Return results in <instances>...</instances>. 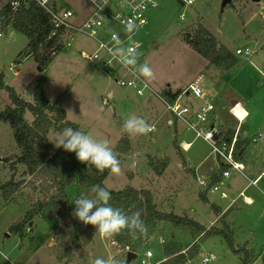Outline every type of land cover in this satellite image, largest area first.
<instances>
[{
    "label": "rangeland",
    "instance_id": "374dc122",
    "mask_svg": "<svg viewBox=\"0 0 264 264\" xmlns=\"http://www.w3.org/2000/svg\"><path fill=\"white\" fill-rule=\"evenodd\" d=\"M10 1L0 0V8ZM69 2L57 0L58 5L54 6L67 7ZM222 3L223 0H196L193 5L183 6L178 0H160V6L149 12L148 25L135 36L143 44L141 51L145 54L138 63L147 61L155 73L150 89L143 95L137 94L132 87L118 85L102 68L80 55L81 49L92 51L96 46V42L84 34L77 35L72 46H64L42 72L29 50L28 37L10 26L0 29V76L3 75L2 80L27 101L33 100L39 78L43 76V90L48 100L53 103L61 97L60 106L65 109L67 119L79 124L93 138L107 139L112 149L123 136L120 128L129 116L143 117L149 124L156 122L157 130L153 132L128 135L131 152L120 163L122 172L119 175L110 172L105 185L114 190L127 185L149 188L163 210L173 211L175 203L176 214L188 216L206 227L224 228L222 219L215 220L217 215L210 204L194 197L197 190L200 194L205 191L200 190L198 176L210 171L213 165L211 147L201 138H195L193 130L184 124L177 139L175 127L156 121L158 115L167 111L157 93L176 92L203 75L206 77L203 84L216 94L214 103L217 112H223V116L233 120L229 107L222 109L223 105L240 95L247 98L248 94L257 101L258 111L264 115V0H232L226 7ZM182 13L184 19L180 18ZM200 24L233 52L250 47L254 55L251 59L247 55H237L241 62L236 70L209 65L207 59L184 40L185 34L195 33ZM9 105H12L9 94L1 89L0 110ZM69 109L72 112H68ZM236 112L239 113L237 109ZM25 117L28 121L33 120L30 112ZM57 131L56 128L49 131L47 138L51 143ZM182 140L192 141L187 151L181 148ZM20 152L11 126L0 122V185L13 173L8 159ZM182 157L188 159L191 169L180 166ZM151 159L159 165L161 161L167 163L161 175L153 170ZM201 160H204L203 164L198 165ZM196 166L198 175L194 172ZM15 180L30 181L23 165H17ZM187 190L192 192L189 197L184 196ZM79 191V185L72 186L71 198L75 199ZM222 194L212 189L208 191L210 199L225 206L229 199H224ZM15 197V203H7L0 192V264H92L96 258L108 259L110 256L120 264L126 261V249L120 248L112 237L103 238L98 232L83 250L75 251L73 257L67 255L66 248L71 242L63 229L72 226V215L62 221L35 216L31 225L28 223L24 227L22 236L12 232L11 226L25 216L36 198H43L44 194L24 184ZM180 204L184 205L180 207ZM225 215L234 247L243 249L239 253L223 235L213 234L198 241L201 231L163 222L130 264H145L142 259L148 247L154 256L146 264H158L156 261L163 257L165 246L179 245L186 250L195 241L200 245L198 253L186 264H200L206 255L214 256L208 264H242L247 255L252 264H264V194L257 193L253 205L236 201Z\"/></svg>",
    "mask_w": 264,
    "mask_h": 264
},
{
    "label": "trees",
    "instance_id": "16d2710c",
    "mask_svg": "<svg viewBox=\"0 0 264 264\" xmlns=\"http://www.w3.org/2000/svg\"><path fill=\"white\" fill-rule=\"evenodd\" d=\"M11 1L0 8V29L4 30L10 26L24 33L29 40L30 52L35 56L42 72H44L53 58L64 47L63 41L59 35L49 37L52 30L51 16L37 1H22L17 8L12 6ZM184 40L205 57L211 66L214 65L231 71L237 69L241 62L237 54L221 43L204 25H198L193 34L187 32ZM2 77L3 75L0 76V90L5 89L8 92L12 105L0 110V122H5L11 126L21 152L19 155H15L13 159H8L13 173L8 181L0 185V192L7 203H15L16 193L24 184L33 189H39L44 194L43 198H36L25 216L11 226L12 232L22 236L24 227L28 223L31 225L35 216H40L48 221L64 220L72 215L75 209V200L81 195H91L89 193L90 187L93 184H100L110 191L112 207L121 208L127 214L140 210L142 219L148 226L147 233L137 239H132L127 231L113 236V241L122 249L128 247L129 251L139 253L144 248L145 243L153 237L158 225L168 222L176 226H190L193 230L201 231L198 241L205 236L219 234L226 238L236 253L243 250L234 247L233 236L226 223V215L220 217L224 223V228H218L216 225L206 227L188 216L163 210L155 201L153 192L149 188L127 185L121 189H109L104 182L110 173L109 170H105L104 173H96L93 168V174H87L88 165L81 163L74 152L56 148L47 138L52 128L62 130L71 127L84 131L79 124L67 119L65 109L60 106L61 97L51 103L44 94L43 82L41 81L35 88L33 100L27 101L20 97L13 87L7 85ZM176 92L178 94L179 91ZM162 95L168 99L171 97L165 91ZM27 112L33 115L32 121L26 119ZM221 134L232 138L234 131L229 129L226 132L221 131ZM246 145V142L238 140L236 158H239V153L243 151ZM113 151L117 154L120 163L123 162L131 152L129 136L123 135ZM150 164L158 175H161L167 167L165 161H161L159 165L154 159L150 160ZM17 165H23L26 168L30 181L15 180ZM220 179V174H213L211 183H216ZM76 184L79 185L80 191L75 199H72L69 191ZM214 210L217 214L220 213L215 207ZM72 217V226L63 229L65 237L69 238L71 242L70 246L66 248V253L70 257H73L75 251H81L88 246L96 233L94 226L85 225L73 215ZM198 241H195L186 250L179 245L165 246L164 252L167 254V258L159 264H186L196 257L200 247ZM252 262L248 255L242 260V264H252Z\"/></svg>",
    "mask_w": 264,
    "mask_h": 264
},
{
    "label": "built area",
    "instance_id": "2783aa9c",
    "mask_svg": "<svg viewBox=\"0 0 264 264\" xmlns=\"http://www.w3.org/2000/svg\"><path fill=\"white\" fill-rule=\"evenodd\" d=\"M25 0H12L11 4L17 8L19 4ZM42 6L51 16L52 30L49 37L60 36L64 46H72L73 41L79 34L87 35L96 42V46L92 51L81 49L80 55L87 60L102 68L118 85L123 87H132L137 94L143 95L150 89L144 87L142 79H136L131 72L123 67L120 63L113 59L111 50L123 46L125 48H133L138 54V62L143 57L141 49L143 44L138 41L135 36L138 30L144 29L148 25V14L151 10L157 9L160 6V0H90L93 5L91 15L81 23H76L75 12L69 7H56L50 0H35ZM183 6H190L196 0H178ZM181 19L185 18L182 13ZM2 32H0V36ZM115 37V38H114ZM119 42V43H118ZM250 47L238 48L237 55H247L250 57L253 54ZM203 76L191 82L187 87L181 89L178 94L171 96L170 99L158 94V98L162 100L168 113L182 121L187 128L193 130L195 138H201L209 144L212 154L216 158L215 173L221 175V179L216 183H211L210 175L198 176V181L203 189L211 187L218 190L220 185L230 177L232 170L242 172L244 164L236 158V145L239 140V129L237 127L232 138L221 134V130L215 126L214 115L215 104L214 94L207 89L203 84ZM192 95L199 100L196 106L187 100V97ZM235 105L230 109L231 113L236 116L240 122L243 118L239 117L235 112ZM154 126V125H153ZM156 130V127L154 126ZM153 132V131H150ZM258 137L264 138V133H259ZM191 143H182L181 147L188 150ZM264 177V171L256 179L251 180L248 186H256L259 191L264 194V187L260 186V181ZM226 196V193H223ZM239 198L249 204L252 202L246 194L245 190L240 191L236 196L231 197V205ZM129 251L126 248V253ZM153 257L151 250H147L142 262ZM214 259L212 255H206L200 264H208Z\"/></svg>",
    "mask_w": 264,
    "mask_h": 264
},
{
    "label": "clouds",
    "instance_id": "9594fccd",
    "mask_svg": "<svg viewBox=\"0 0 264 264\" xmlns=\"http://www.w3.org/2000/svg\"><path fill=\"white\" fill-rule=\"evenodd\" d=\"M111 55L136 79H142L145 88L155 79L153 68L147 61L138 63L135 49L119 46L111 50ZM68 112H72L71 109ZM154 130V126L139 116H129L120 128L122 135H145ZM52 143L56 148L74 152L81 163L88 165L87 174H93V168L96 173L109 170L112 174L119 175L122 172L117 154L109 146L107 139L97 140L84 131L66 127L55 133ZM89 193L91 195H81L75 200L72 215L83 224L94 226L101 237L111 238L127 231L132 239H137L147 233L148 226L142 219L140 210L127 214L121 208L112 207L110 191L100 184H93ZM92 264H120V261L110 256L108 259L96 258Z\"/></svg>",
    "mask_w": 264,
    "mask_h": 264
},
{
    "label": "crops",
    "instance_id": "0c3cea01",
    "mask_svg": "<svg viewBox=\"0 0 264 264\" xmlns=\"http://www.w3.org/2000/svg\"><path fill=\"white\" fill-rule=\"evenodd\" d=\"M50 2L53 5H55V4L58 5L57 4V0H50ZM67 5H68L67 7H69V8L74 10V12H75L74 21L76 23L83 22L85 19H87L91 15V13L93 11V5L90 2V0H70L69 4H67ZM254 53L255 52H253V54L250 57H248V59H251V57L254 55ZM203 78H204V83H205L206 82V77L204 75H203ZM192 81H190L185 87H187ZM185 87H181L177 91H180L181 89H183ZM109 95L112 96L113 93L110 92ZM214 96L216 98V94H214ZM215 98H214V100H215ZM187 100L189 102H191V103H194L196 106L199 104V100L197 98H194L192 95L188 96ZM214 104H215L214 115L216 117V119L214 120L215 126L218 129H220L221 131H223V132H226L227 130L231 129V130L234 131V134H235V132L237 130V127L240 125L239 135H238L239 136V140L242 141V142H246L247 143V145L243 149V151H241L239 153V160L244 164V170L242 172H239L237 170H232L230 177L227 178L225 180V182L220 185L218 190H214L211 187H209L207 189H202L201 188L200 190H202V191L205 190V191L201 192V194H200L199 193L200 191L197 190L196 191L197 193L194 194V197H196L197 199L199 198L200 200H203V201L207 202L208 204H210L211 208L214 209V207H215L217 210L220 211L219 214L215 213L217 215L215 220H217L222 215H225L226 213L229 212V210H231V207H232V205H231V197L233 195L236 196V195H238L240 193V191L245 190L246 196L250 200H252V202L255 203L256 197H257V193H261L256 186H248V184H249V182L251 180L256 179L264 171V138L263 137H258V139L256 141H254V138L257 137L259 133H264V115H262L260 110L258 111L259 105L257 104V101L255 99H253V98H249V94L247 95V98L246 97H241V95H240L236 99H231V101L229 103H225L223 105L222 109H225V107L226 108L229 107V113L234 117L233 120L223 116V112L222 113L217 112L216 103H214ZM235 105H238L235 108V112H236V109H237V111L239 113H237V112L236 113L238 114L239 117L243 118L242 122H240L239 119L236 116H234L231 113V111H230V109L232 107H234ZM158 120L164 126H168V127L173 126V127H175V130H176V133H177L176 135H177V139H178V135H179V132H180V127H181L182 124H184L182 121H178L176 118L172 117L167 111L163 112L160 115H158V117L156 118V121H158ZM155 123L156 122H153L150 125H155L156 126ZM185 127H186V125H185ZM156 128H157V126H156ZM184 142L185 143L186 142L187 143H191L192 141L182 140L181 144L184 143ZM251 149H253V151L249 152ZM184 151H187V150H184ZM203 161L204 160H201L198 163V165H200L201 163L203 164ZM216 162H217L216 158L214 157L213 165H212L210 171H207V172H205L203 174L204 175H210L211 178H212V175L216 174L215 173ZM171 164H172V162H171ZM180 166H183V167L185 166L186 168H190V169L192 168L190 166V163H189L188 159L185 158V157H182V162L180 163ZM197 167L198 166H196V168L194 169L195 174H197V171H198ZM259 184H260V186L264 187V177L260 181ZM75 186H78V185L76 184ZM253 187H255L257 190L256 189H255L256 191L255 190H251ZM209 189H212V190L218 191V192H222V193H226L225 197L223 196V194L221 196L224 199H229V202L225 206H223V205L219 204L218 202L214 201L213 199H210V197L208 196ZM191 193H192L191 191L187 190V191H185V193H184L185 195L184 196L185 197H189V196L192 195ZM167 194L168 193L165 194L166 198H167ZM154 198H155V196H154ZM176 199L178 200L179 197H176ZM155 201L157 202L156 199H155ZM238 202H240L242 204H245V205H248V206L254 204V203L246 204L244 202L243 198H239L237 200V203ZM169 203L171 204L173 202H169ZM183 205L184 204H180V207H182ZM174 206L176 207L175 203H174ZM175 207H174V210H175ZM159 235H157L156 237L158 238ZM197 240H198V238H197ZM147 250H149V247H148ZM162 250H163V248H162ZM146 251H145V253H146ZM163 253H164L163 257L161 259L157 260L156 263L159 264L161 261L166 260L167 255L164 252V250H163ZM137 255H138V253H137Z\"/></svg>",
    "mask_w": 264,
    "mask_h": 264
},
{
    "label": "water",
    "instance_id": "95a60500",
    "mask_svg": "<svg viewBox=\"0 0 264 264\" xmlns=\"http://www.w3.org/2000/svg\"><path fill=\"white\" fill-rule=\"evenodd\" d=\"M254 1H260V0H254ZM231 2H232V0H223L222 5H223V7H226V6L229 5ZM39 70L42 71V70H41V67H39ZM42 80H43V76H40V78H39V82L42 81ZM168 94H169L170 96H174V95H175V93H173L172 91H168ZM136 257H137V253H136V252L128 251V252H127V259H126V261H125V264H130L134 259H136Z\"/></svg>",
    "mask_w": 264,
    "mask_h": 264
}]
</instances>
